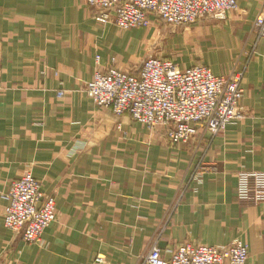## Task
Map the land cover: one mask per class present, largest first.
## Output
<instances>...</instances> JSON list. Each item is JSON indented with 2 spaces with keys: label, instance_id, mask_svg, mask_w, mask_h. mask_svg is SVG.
<instances>
[{
  "label": "crops",
  "instance_id": "0c3cea01",
  "mask_svg": "<svg viewBox=\"0 0 264 264\" xmlns=\"http://www.w3.org/2000/svg\"><path fill=\"white\" fill-rule=\"evenodd\" d=\"M263 11L264 0H238L224 19L172 36L180 66L244 72L245 111L222 132L199 127L172 144L163 129L97 106L85 91L113 64L137 74L159 52L156 28L102 22L87 0H0V262L139 264L156 243L171 258L185 242L240 239L246 264H264V201L237 196L239 171H264V38L254 27ZM27 169L56 198L40 243L4 224L1 193Z\"/></svg>",
  "mask_w": 264,
  "mask_h": 264
},
{
  "label": "built area",
  "instance_id": "2783aa9c",
  "mask_svg": "<svg viewBox=\"0 0 264 264\" xmlns=\"http://www.w3.org/2000/svg\"><path fill=\"white\" fill-rule=\"evenodd\" d=\"M87 4L99 11L98 20L121 29L148 27L153 20L183 26L204 18L224 19L238 8V0H87ZM254 27L264 38V11ZM243 78V71L216 75L201 64L182 67L173 59L150 54L137 74L117 64L97 70L85 91L97 106L117 115L127 113L150 130L161 128L170 143L180 144L189 142L199 127L217 134L245 118ZM237 182L239 200L264 201V171H239ZM1 197L6 201V228L27 243L42 242L57 218L56 198L44 193L32 170L13 180ZM248 259L249 246L242 240L225 247L185 242L171 258H165L156 243L141 255L139 264H246Z\"/></svg>",
  "mask_w": 264,
  "mask_h": 264
},
{
  "label": "rangeland",
  "instance_id": "374dc122",
  "mask_svg": "<svg viewBox=\"0 0 264 264\" xmlns=\"http://www.w3.org/2000/svg\"><path fill=\"white\" fill-rule=\"evenodd\" d=\"M156 28V31H158L159 35L161 36V39L159 42H157V45H154L152 47L155 48L156 50L158 49L159 52H156L155 50H150L148 55H156L162 58H171L172 54H174V49L171 48L170 43H171V38L173 35H176L177 33L181 32L187 25L183 26H174L168 23H165L161 20H153L152 24L148 27H140V28ZM157 46V48H156ZM171 49V50H170ZM240 240V239H237ZM244 242V241H243ZM249 246V245H248ZM250 254V252H249Z\"/></svg>",
  "mask_w": 264,
  "mask_h": 264
}]
</instances>
